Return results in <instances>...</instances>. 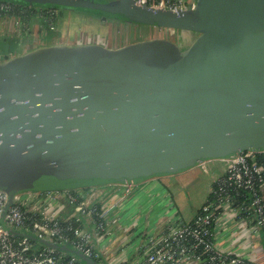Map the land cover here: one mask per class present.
Masks as SVG:
<instances>
[{
  "label": "water",
  "instance_id": "water-1",
  "mask_svg": "<svg viewBox=\"0 0 264 264\" xmlns=\"http://www.w3.org/2000/svg\"><path fill=\"white\" fill-rule=\"evenodd\" d=\"M195 30L185 49L155 37L110 48L54 43L0 61L2 223L27 190L137 183L244 149H264V0H14Z\"/></svg>",
  "mask_w": 264,
  "mask_h": 264
},
{
  "label": "built area",
  "instance_id": "built-area-1",
  "mask_svg": "<svg viewBox=\"0 0 264 264\" xmlns=\"http://www.w3.org/2000/svg\"><path fill=\"white\" fill-rule=\"evenodd\" d=\"M134 1L156 9L175 11L187 10L195 3L194 0ZM12 8V1L0 0V10L10 11ZM48 8L58 9L55 6ZM220 159L226 161L225 171L193 218L170 224L162 241L152 246L145 256L120 264L197 263L203 260L210 264H245L242 257H227L216 247L214 226L220 216H251L254 232H264V149H244L235 156ZM96 192L94 188L85 198L80 191L65 188L22 191L13 196L5 221L12 228L79 249L101 264V251L96 246V238L108 231L106 217L91 216L93 225L86 228L80 216H57L41 204L44 202L47 205L46 201L65 195L79 211L95 202L93 197ZM9 199V192L0 187V264H85L75 252L16 233L4 225L1 219ZM36 199V205L30 208ZM98 208L95 206L93 213L101 215Z\"/></svg>",
  "mask_w": 264,
  "mask_h": 264
},
{
  "label": "crops",
  "instance_id": "crops-1",
  "mask_svg": "<svg viewBox=\"0 0 264 264\" xmlns=\"http://www.w3.org/2000/svg\"><path fill=\"white\" fill-rule=\"evenodd\" d=\"M24 44L21 39L17 40L16 50L9 55L5 53L4 56L1 55L3 58L0 61L21 53L20 50H24V48L20 47ZM210 159L219 160V172L205 183L200 191L199 201L195 200L191 192L188 191L191 181L184 184L183 180L190 177V173L195 167L209 159L186 169L153 176L137 183H124V187L120 189L105 184L106 186L98 188L99 190L93 197L95 204L86 206L85 209L79 211L65 195L46 201L47 205H44V202L40 203L47 208V211L54 212L57 216H80L86 228L93 225L90 221L91 216L106 217L109 222L107 224L108 231L96 238V246L101 251V264L130 262L145 256L152 246L160 243L170 224L192 219L199 207L208 199L214 184L223 175L226 168V164L222 163L220 158ZM130 186L131 188H128ZM91 188L78 187L76 190L86 197L89 196ZM114 189L117 190L115 193H113ZM36 203L37 199L31 203L30 208L34 207ZM95 206H99L101 215L93 213ZM252 224L251 216L245 218L233 214L220 216L218 223L214 226L216 247L221 249L227 257L235 255L242 257L245 264H264V232L262 230L260 234L254 232ZM195 263L180 261L174 264ZM196 264H210V262L203 260Z\"/></svg>",
  "mask_w": 264,
  "mask_h": 264
},
{
  "label": "rangeland",
  "instance_id": "rangeland-1",
  "mask_svg": "<svg viewBox=\"0 0 264 264\" xmlns=\"http://www.w3.org/2000/svg\"><path fill=\"white\" fill-rule=\"evenodd\" d=\"M12 9H16L14 5ZM18 10L19 12L7 11L0 14V60L4 53L9 54L16 50L17 42L14 40L20 39L25 43L20 47L24 48V50H20L21 52L55 42L82 44L92 41L93 43L101 42L110 48H118L131 42L155 37L172 38L181 49H185L199 34L195 30L139 23L111 16L103 17L92 12L69 8L47 9L42 8L38 2ZM5 36L12 37L4 40ZM220 161L226 164V161L221 159ZM218 172L219 160L209 159L195 167L190 173V177L183 180L184 184L191 181L188 191L191 192L195 200H200V191L203 186ZM105 184L118 187V189L124 187V183L116 182L94 185L92 188L90 185L83 186L82 189L91 188L90 190H93L95 188L98 191V188L106 186ZM76 188L65 189L74 191ZM116 191L114 189L113 193ZM23 202L25 203V201Z\"/></svg>",
  "mask_w": 264,
  "mask_h": 264
},
{
  "label": "trees",
  "instance_id": "trees-1",
  "mask_svg": "<svg viewBox=\"0 0 264 264\" xmlns=\"http://www.w3.org/2000/svg\"><path fill=\"white\" fill-rule=\"evenodd\" d=\"M9 1H12L13 2V5L15 6V8L16 9H12V10H10L11 12H19V10L18 9H20V8H23L24 6H28V5H32V3H24V2H19V1H14V0H9ZM41 7L42 8H48V7H52V6H43V5H41ZM56 8H59V7H56ZM5 12H7L6 10H0V14H3V13H5ZM25 15V14H24ZM10 37H12V36H10ZM10 37H8V36H5L4 38V40H7L8 38H10ZM15 41V40H14ZM16 42H17V40H16ZM10 48H14V47H10ZM9 55V54H8ZM62 217V216H61Z\"/></svg>",
  "mask_w": 264,
  "mask_h": 264
},
{
  "label": "flooded vegetation",
  "instance_id": "flooded-vegetation-1",
  "mask_svg": "<svg viewBox=\"0 0 264 264\" xmlns=\"http://www.w3.org/2000/svg\"><path fill=\"white\" fill-rule=\"evenodd\" d=\"M73 10H76V9H73ZM80 11H83V10H80ZM86 12H91V11H86ZM92 13H95V12H92ZM95 14H98V15H101V14H99V13H95ZM102 16V15H101ZM168 39H171V40H173L174 42H175V40L174 39H172V38H168ZM92 41H90V43H91ZM87 43V42H86ZM93 43V42H92ZM96 43H101V42H96ZM177 43V42H176ZM101 44H103V43H101ZM178 44V43H177ZM104 45V44H103ZM179 45V44H178ZM106 46V45H105ZM188 46V45H187Z\"/></svg>",
  "mask_w": 264,
  "mask_h": 264
}]
</instances>
